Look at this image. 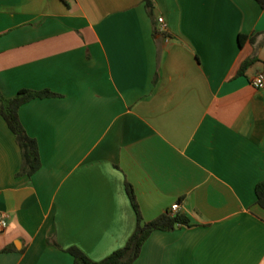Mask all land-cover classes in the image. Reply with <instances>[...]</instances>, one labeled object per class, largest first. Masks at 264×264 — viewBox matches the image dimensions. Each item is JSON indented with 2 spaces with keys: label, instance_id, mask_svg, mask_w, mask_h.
Instances as JSON below:
<instances>
[{
  "label": "crops",
  "instance_id": "crops-1",
  "mask_svg": "<svg viewBox=\"0 0 264 264\" xmlns=\"http://www.w3.org/2000/svg\"><path fill=\"white\" fill-rule=\"evenodd\" d=\"M153 1L154 18L143 0H0L1 93L59 95L19 111L32 177L0 115V264H74L71 247L104 260L137 226L127 184L147 222L174 204L191 222L155 231L134 264H264V8Z\"/></svg>",
  "mask_w": 264,
  "mask_h": 264
},
{
  "label": "trees",
  "instance_id": "trees-1",
  "mask_svg": "<svg viewBox=\"0 0 264 264\" xmlns=\"http://www.w3.org/2000/svg\"><path fill=\"white\" fill-rule=\"evenodd\" d=\"M143 1L149 16L154 18V1ZM255 1L264 8V0ZM155 34L168 36L166 32L160 31L159 27L155 28ZM244 39H247V37L244 35L239 36L240 46L243 45ZM253 63V59L243 62L238 74H243ZM57 96L59 95L50 90L36 91L25 89L21 90L16 96L7 98L3 96L0 91V115L5 119L7 125L15 135L16 142L22 152V166L18 176L32 177L42 167L38 142L35 138L29 136L25 130L19 114L20 108L34 99H45ZM126 191L137 217V226L125 246L101 261L92 260L77 247L68 248L66 252L73 257L74 264H134L141 255L143 245L155 231L171 232L180 226H191V222L187 215L180 213L173 215L170 212L162 214L156 219L147 222L142 215L134 188L130 184H127ZM256 197L257 203L264 209V181L256 186ZM11 250L10 247H7L3 252Z\"/></svg>",
  "mask_w": 264,
  "mask_h": 264
},
{
  "label": "built area",
  "instance_id": "built-area-1",
  "mask_svg": "<svg viewBox=\"0 0 264 264\" xmlns=\"http://www.w3.org/2000/svg\"><path fill=\"white\" fill-rule=\"evenodd\" d=\"M158 24L160 31L166 32V26L163 18L158 19ZM251 85L257 90L264 89V71L258 72L253 77L251 81ZM179 207H180L179 204H174L171 207L170 213L173 215L177 214ZM7 227H8V215L7 213L0 211V232L5 231Z\"/></svg>",
  "mask_w": 264,
  "mask_h": 264
}]
</instances>
